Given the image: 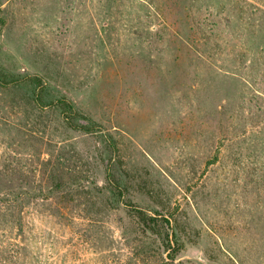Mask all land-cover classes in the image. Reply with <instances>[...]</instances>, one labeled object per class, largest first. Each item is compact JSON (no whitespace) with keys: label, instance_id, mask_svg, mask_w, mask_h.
<instances>
[{"label":"rangeland","instance_id":"rangeland-1","mask_svg":"<svg viewBox=\"0 0 264 264\" xmlns=\"http://www.w3.org/2000/svg\"><path fill=\"white\" fill-rule=\"evenodd\" d=\"M0 70L100 127L0 84V264H170L108 167L171 264H264V0H0Z\"/></svg>","mask_w":264,"mask_h":264},{"label":"trees","instance_id":"trees-1","mask_svg":"<svg viewBox=\"0 0 264 264\" xmlns=\"http://www.w3.org/2000/svg\"><path fill=\"white\" fill-rule=\"evenodd\" d=\"M0 84L7 87L28 85L33 89V96L36 103L42 107L59 108L64 120L72 129L81 130L87 133L100 130L97 123L89 121V119L78 110L72 100L65 96H50L48 84L37 74L13 75L9 77L0 70ZM83 117L86 120H83ZM110 141L112 148L117 149L115 142L112 139H110ZM108 179L112 193L117 196L119 200H125L127 205L131 206L130 211L133 214V217L137 219V223L143 233L151 232L159 236L162 239V246L166 250H169L166 257L168 263H174L177 256L182 251L183 245L176 236L172 221L169 218L162 216L158 211H156L155 216H153L148 211L136 206V204L128 202L126 200L127 188L117 179L116 174L110 167H108ZM6 197H8V195L4 193L0 196V199H6ZM141 257L144 259L146 258L145 264L148 263L147 258L149 256L147 254L142 255Z\"/></svg>","mask_w":264,"mask_h":264}]
</instances>
